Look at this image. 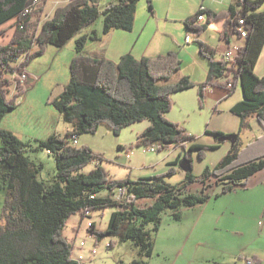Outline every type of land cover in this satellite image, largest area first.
Masks as SVG:
<instances>
[{"label":"trees","instance_id":"obj_1","mask_svg":"<svg viewBox=\"0 0 264 264\" xmlns=\"http://www.w3.org/2000/svg\"><path fill=\"white\" fill-rule=\"evenodd\" d=\"M47 1L39 10L26 13L33 0H0V27L16 19L10 42L0 45V123L19 108V100L27 93L23 85L17 84V92L10 97L11 88L18 81L12 77L42 56L49 46L64 49L81 34L76 39V55L69 66L71 79L63 93L51 102L65 123H75L72 139L84 134L94 135L102 124L119 135L126 127L150 121L149 127L138 136L136 145L157 147L158 151L174 145L188 146L184 159L178 158L170 165L186 162L189 169L180 185L166 182L167 177L178 172L175 167L165 175L118 181L101 165L104 155L88 146L69 144L70 133L66 139L55 135L45 141L36 140L38 146L32 148L13 132L0 129V164L10 168L3 174L5 182L0 185V190L6 191L3 224L0 225V264H80L74 258L75 245L63 235L68 219L76 215L84 219L87 212L110 206L117 210L112 213L107 229L99 230L92 223L89 235L98 243L123 234L124 240L137 247L141 257L130 264H148L168 211H172L174 220L179 222L184 209L209 202L216 187L221 188V194H226L237 186H246L249 178L263 169L264 154L247 160L253 148L242 150L239 134L206 130V134L218 139L236 138L214 169L207 167L202 174L195 175L191 153H197L199 160H203L207 152L217 150L219 144L199 143L198 138L187 133L180 124L166 119L172 110L173 95L196 86L188 77L173 82L182 68L178 56L169 53L137 60L128 53L119 62H113L85 53L90 39H101L96 32L83 35L89 27L103 17V35L108 36L115 30L131 32L142 0H111L102 9V0H70L57 8L51 19L41 22ZM146 2L154 15L153 0ZM263 8L264 0H237L234 6L220 13L202 8L184 23L189 33L200 37L208 25L223 21L220 36L228 42L236 37L244 38L240 29L246 31L245 44L239 47L231 62L218 59V49L197 41L200 55L209 63L207 80L198 86L199 101L202 103L205 99L209 87L223 88L230 94L240 88L243 100L232 108V113L241 120L240 132L250 128L251 118L264 127V76L258 77L255 73L264 49ZM202 15L206 17L205 24L198 23ZM35 47L38 49L33 51ZM22 58L24 62L18 64ZM258 144L264 146V137ZM27 149H44L53 154L57 170L52 184L37 178L43 167L38 168L24 155ZM92 164L96 168L84 173ZM197 184L203 187L193 192L192 186ZM117 193L119 199L115 198ZM140 201H144L142 205L138 204ZM252 262L262 264L258 258Z\"/></svg>","mask_w":264,"mask_h":264},{"label":"rangeland","instance_id":"obj_2","mask_svg":"<svg viewBox=\"0 0 264 264\" xmlns=\"http://www.w3.org/2000/svg\"><path fill=\"white\" fill-rule=\"evenodd\" d=\"M59 1L60 3L57 6L56 0L47 1L49 4H45L41 22L51 19L56 8L68 4H65L67 0ZM109 1L102 0L100 8H104ZM154 2L153 0L154 15L149 13V16H147L149 6L146 0L139 3L140 8L144 6L145 17L141 18L142 13L139 11V22L132 32L115 30L108 36L103 35V17L87 30L93 28V30L98 31L100 37L122 38L123 43H127L130 48L137 44V49L147 48L151 49L152 52L160 48L163 52L160 55L175 53L182 62L181 70L183 73L193 74V78L199 80L200 75L193 73L194 66L192 64L196 56L200 58V48L197 41H202L216 49L219 48V45L224 48L226 42H220V27L215 23L211 24L200 37L192 33L193 39L190 42L192 44L188 45L185 40L187 34L183 23L194 17L203 5L215 6L220 0H157L156 7ZM168 10H170L169 18L167 15ZM49 14L52 16H49ZM12 27L13 25L9 23L1 28L0 37L5 39L7 33L12 31ZM80 35H77L64 49L49 46L44 50L42 56L36 58L25 68L26 74L31 78V83L25 95L28 94V100L25 101V96L21 98L19 108L8 115L5 123L11 124L17 133H21L20 140L25 143L29 142L32 148L38 146L36 140L45 141L48 140L49 135L54 134L66 139L68 132L73 133L76 131L75 123H65L60 117V112L51 102L63 93L65 86L71 79L69 66L76 55V39ZM5 44L0 40V45ZM94 45L97 48L100 44L95 43ZM118 45L117 40L113 41L112 44H106L108 56L112 55V51H115ZM231 52L234 55L236 50L232 48ZM221 54L219 53L217 58L221 57ZM191 80L195 82L193 79ZM206 80L207 75L204 82ZM171 101L173 104L172 110L166 115V119L180 124L187 133L198 138L199 143L210 146L223 144V139L206 134V130L210 132H227L236 128L234 121L230 119L228 114H218L215 103L209 101L207 97L202 103L199 101L198 88L178 92L173 95ZM149 125L150 121L133 124L124 128L119 135H115L105 124H102L94 135H79L76 146L73 145L71 133L67 141L74 147L88 146L95 153L103 154L104 159L101 165L112 178L118 181L125 179L136 181L144 177L165 175L170 172L171 168L175 167L178 172L167 177L166 182L170 185H180L185 179L187 164L182 163L178 166H172L170 163L178 158L184 159L185 153L189 152L188 146L183 148L174 145L155 153L147 152L145 146L138 147L136 143L138 142V136ZM244 132L246 140L253 138L256 134L255 129L245 130ZM1 147L2 142L0 140ZM128 153H131L129 159L127 158ZM24 155L38 168L43 167L37 175L39 180L46 184H52L55 181L57 166L53 154L44 149L38 151L27 149ZM225 155V147L208 151L206 158L203 160H199L197 153L192 152L191 161L194 174L197 176L202 174L207 167L214 169L219 160ZM95 168V164L88 165L83 172L90 173ZM9 169L7 164H0V185L4 184L3 174L8 172ZM202 187V184H197L192 186V190L197 192ZM259 194V196L251 194L252 201L231 206L232 208L237 207L238 213L236 216L232 214V210L228 207L230 202L227 196L231 195L221 196L218 199L213 198L207 204L184 209L182 212L184 219L180 223L174 220L172 211H168L163 218L164 227L156 235L158 240L157 249L162 252L163 249L174 246L173 239L175 240V237L178 238L183 234L189 235L199 223V228L191 238L190 247L193 251L199 249V252H205V257H210V259L205 258L204 264H218L221 262V254L219 255L221 252L241 253L240 258H244L246 262L252 264L254 258H258L254 253L264 251V195L261 189ZM115 198L119 199V193ZM5 199L6 191L4 189L0 190V225L3 224ZM143 202L140 201L138 204L142 205ZM116 210L117 207L110 206L95 210L91 213V216L84 219L81 218V215L71 216L68 219L63 235L75 245L74 255L84 257L80 264H130L141 259L137 247L131 241L124 240L123 234L106 238L98 243L89 235L88 224L91 221L96 223L99 230L105 231L112 213ZM200 222L205 223L200 226ZM182 241L184 242L185 238ZM112 242H114V246H111ZM94 250L96 253L93 255L92 251ZM175 252L177 251L175 250L173 255L167 257H159L158 254H155L154 264H185V260L189 264H193L190 257L178 259ZM194 264L203 263L195 262Z\"/></svg>","mask_w":264,"mask_h":264},{"label":"crops","instance_id":"obj_3","mask_svg":"<svg viewBox=\"0 0 264 264\" xmlns=\"http://www.w3.org/2000/svg\"><path fill=\"white\" fill-rule=\"evenodd\" d=\"M50 1L51 0H49V2ZM110 1L108 3H110ZM154 1H155L154 5L156 7L157 0H154ZM49 2L47 4H49ZM69 2H70V0H67L65 2V4H67ZM236 2H237V0H220V2L215 4V6H213V5H203L202 8L210 9V10L214 11V13H220V12L226 11L227 9H230L232 6H234L236 4ZM59 3H60V1L56 0V6ZM143 7L140 8L139 5L137 7L136 19H135V22H134L133 30L135 29V25L139 22V13H140L139 11H141V13H142L141 18L145 17V12H144V8ZM169 11L170 10H168V12H167L168 18H169V15H170ZM261 11H264V8ZM149 13L150 12H147V16H149ZM49 16H52V15L49 14ZM15 22H16V19H13L12 21L8 22L7 24L10 23L11 25H13L12 31H9L7 33L5 39L0 37V40H2L6 44H8L10 42L11 37H12V33H14ZM184 23H183V25H184ZM7 24H5V25H7ZM216 24L220 27V32H221L222 29H223L224 22L223 21H219V22H216ZM210 25H208V28H209ZM3 27H0V29L3 28ZM184 28H185V33L188 36L190 33L186 29L185 25H184ZM94 32H96L99 35L98 31L93 30V28L92 29L90 28L89 30H86L83 35H90V34H93ZM102 33H103V31H102ZM105 36H107V35H105ZM115 40L118 41L119 45L117 46L115 51H112V55L108 56V49L106 47V44L107 43L112 44L113 41H115ZM222 41L226 42L225 43L226 45H224V48H222V45H219V48H218L219 53H222L221 57H218V59H222V60H224V55L226 54V52H228L232 48H235V47L239 48L242 45L244 46V44H245V38H237L236 37V38L231 39L229 42L227 40L220 39V42H222ZM91 43H93V44H91ZM95 43H99L100 44L99 47L96 48L95 45H94ZM187 44L189 45V44H192V43H187ZM104 46H105V48H104ZM37 49H38V47H35V49H33V51H36ZM75 50H76V45H75ZM85 53L87 55H91L93 58H107V60H110V61H113V62H119L121 57H123L124 55H126L128 53H131L135 58H137V60H140V59H142L144 57L155 58L158 55L162 54L163 52L160 50V48L155 49L153 52H152L151 49H147V48H145V49H142V48L137 49V44L134 47L130 48L127 43H123V39L122 38L101 37V39L99 41H92L90 39L88 41V43H87V47H86ZM75 54H76V51H75ZM199 57L200 58H198L196 56L194 58L193 62H192L193 66H194L193 73L200 75V79L199 80L194 79L193 78V74H190V73H187V72L183 73V71L180 69V71L175 74V76L173 78V82H177V81H179L180 79H182L184 77H188V78L193 79L195 81L196 86L194 88H198L199 85L203 84L204 81H205L206 75H208L209 63L200 54H199ZM255 73L257 74L258 77H263L264 76V49H263L262 55L259 58L258 64L256 66ZM30 79H31L30 76H28V79H26V82L24 83V87L26 89L28 88V86L31 83ZM222 81H225V80H222ZM194 88H192V89H194ZM12 89L13 90H12V93L10 94V97L17 92L16 84L13 85ZM186 91H188V90H186ZM186 91H184V92H186ZM206 97L209 99V101H211L212 103H215L216 108L218 109V111H217L218 114H224V113L228 114V116L230 117V119H232L234 121V125L236 126L235 129H231L230 131H227V132L219 131V132H224L225 134H239L240 135V142L242 144L241 145V149L242 150H247L248 147L249 148L250 147L253 148V149H251L252 150L250 152L251 154L246 158L247 160L256 159L259 156L263 155L264 154V146H262V145L259 146L258 140H260L261 138L264 137V127L261 126L256 121V119L251 118L249 120L250 128L246 129V130H254L255 129L256 134H254L253 138H250L249 140H246L244 138L245 137L244 136V134H245L244 131L245 130H243L242 132L239 131L241 129V127H240L241 126L240 118L238 116H236L234 113H232V108L239 101L243 100V94H242L241 89L238 88V89H236V91L233 94H230L228 91H226V89L209 87V88L206 89ZM26 100H28V94H27V96H25V101ZM8 115L2 121V123H0V126H1L0 129L9 130V131L13 132L17 137L21 138L20 137L21 133H17V131L14 130V128H13V126H11V124H6L5 123L7 118H8ZM61 119H62V117H61ZM69 133H71V132H68L66 135H68ZM52 136H55V134L54 135H49V138L52 137ZM56 136H58V135H56ZM59 138L63 139L62 137H59ZM223 141H224L223 144H220L219 148L217 150L222 149L223 147H225L226 148V155H227L228 152L230 151L234 141H235V138L232 137V138L226 139V140L223 139ZM257 144H258L259 147L256 146ZM225 156H223L221 158V160ZM260 189L263 191V195H264V167H263L262 170H260L255 175H253V176H251L249 178L246 186H243V187L237 186V187H235L234 190H232V191H230V192H228L226 194H223V193L221 194L220 193L221 192V188L220 187H216L213 190V193H211L212 194V196H211L212 198L211 199H213V198L218 199L221 196L231 195V196H227L229 198V202H230V205H228V207H229L230 210H232V214L234 216H236L237 213H238L237 212V207L235 206V207L232 208L231 206H234V205H237V204L239 205V204L245 203L247 201H252V199L250 197L251 194H253L255 196H259L260 195L259 194ZM219 193H220V196L216 197V194H219ZM261 196H262V194H261ZM207 203H209V202H207ZM207 203H205V204H207ZM183 219H184V217H183ZM180 222H182V219H181V221H179L177 223H180ZM90 223H94L96 225V223L93 222V221H91ZM204 223L200 222V226L203 225ZM163 227H164V225L162 224V227H161L159 233L161 232ZM197 228H199V223L196 226V228L194 229V231L191 232L189 235L183 234L182 236H180L178 238L175 237V240L173 239V242L175 243L174 246H171V247H169L167 249H163L164 251H162V252L157 249L158 248V240H157V237H156L155 238V248H154L153 256H152L151 259H149V263L148 264H154L155 263V261H154L155 260L154 259L155 258V254H158L159 257H161V256H166L167 257L168 255H173L175 250L177 251L175 253L177 254V258L178 259H180L181 257H186V258L190 257V260H191V262L193 264L195 262H201V263L204 264L205 263V258L206 259L208 258V257H205V252L201 253V251L199 252V249L196 250V251H193L192 247H190L191 246V244H190L191 238L193 237V235L197 231ZM159 233H157V235ZM183 238H185L184 242L182 241ZM220 254H221L220 257H221L222 261L220 260L221 262H219L218 264H249L248 262H246L244 260V258H240V254L241 253L237 254V253H224V252L222 253L221 252V253H219V255ZM254 255L258 256V259H260L262 261V264H264V251H262L261 253H254ZM191 257H193V258L191 259ZM74 258L77 259L78 256L74 255ZM208 259H210V257ZM186 261L187 260L184 261L185 264H189ZM175 264H178V263H175Z\"/></svg>","mask_w":264,"mask_h":264},{"label":"built area","instance_id":"obj_4","mask_svg":"<svg viewBox=\"0 0 264 264\" xmlns=\"http://www.w3.org/2000/svg\"><path fill=\"white\" fill-rule=\"evenodd\" d=\"M241 2H243L244 0H240ZM44 2V0H33L32 4L30 5V7H28V9H26V13H30V12H34L35 10L38 9V7L40 6V4H42ZM206 22V17L205 15H202L199 17L198 19V23L199 24H204ZM242 24H244L243 21H241ZM242 32H243V37L245 38L246 37V31H243V29H240ZM192 35L193 34H189L185 40H186V43H190L192 41ZM236 50V53L238 54V49L237 47L234 48ZM232 50V49H231ZM231 50H229L228 52H226V54L224 55V59L227 61V62H231L232 60H234L235 56L236 55L232 54ZM25 58H22L18 64H21L22 62H24ZM14 78H18V81H15V84L17 86V84H21L24 86V83L26 82V79H28V75L26 74L25 72V68H23L20 72H18L17 74H15L13 76ZM230 87V85H229ZM77 141H79V139L77 137H73V145L76 146L77 145ZM146 151L149 152V153H155L156 151H158L157 147H153V148H146ZM131 157V153H128L127 155V158L129 159ZM87 217L91 216V213L90 212H87ZM91 224L92 223H89L88 224V227H91ZM96 253V251H92V254L94 255ZM84 259V257L82 255H79L78 258L76 259L78 262L82 261Z\"/></svg>","mask_w":264,"mask_h":264},{"label":"water","instance_id":"obj_5","mask_svg":"<svg viewBox=\"0 0 264 264\" xmlns=\"http://www.w3.org/2000/svg\"><path fill=\"white\" fill-rule=\"evenodd\" d=\"M233 137L236 138L235 136H233ZM183 163L187 164L186 162H183ZM188 169H189V165L187 164V171H188Z\"/></svg>","mask_w":264,"mask_h":264}]
</instances>
